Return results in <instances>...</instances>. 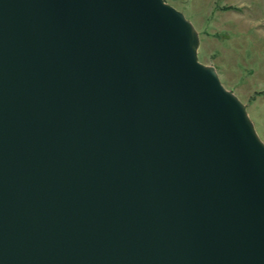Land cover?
Segmentation results:
<instances>
[{"label":"water","instance_id":"obj_1","mask_svg":"<svg viewBox=\"0 0 264 264\" xmlns=\"http://www.w3.org/2000/svg\"><path fill=\"white\" fill-rule=\"evenodd\" d=\"M165 0H0V264H264V142Z\"/></svg>","mask_w":264,"mask_h":264},{"label":"rangeland","instance_id":"obj_2","mask_svg":"<svg viewBox=\"0 0 264 264\" xmlns=\"http://www.w3.org/2000/svg\"><path fill=\"white\" fill-rule=\"evenodd\" d=\"M198 33L197 57L245 105L264 142V0H165Z\"/></svg>","mask_w":264,"mask_h":264}]
</instances>
